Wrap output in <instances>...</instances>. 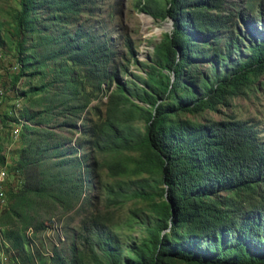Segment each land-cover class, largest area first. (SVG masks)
<instances>
[{
    "label": "trees",
    "instance_id": "1",
    "mask_svg": "<svg viewBox=\"0 0 264 264\" xmlns=\"http://www.w3.org/2000/svg\"><path fill=\"white\" fill-rule=\"evenodd\" d=\"M18 4L10 89L29 104L6 168L17 183L0 211L11 263L264 264L260 129L233 115L185 116L229 106L264 74V0H138L171 21L149 61L133 60L143 74L81 20L96 0ZM38 75L39 84L16 86ZM104 95V114L91 117ZM98 168L110 181L98 182L96 204L88 191Z\"/></svg>",
    "mask_w": 264,
    "mask_h": 264
},
{
    "label": "rangeland",
    "instance_id": "2",
    "mask_svg": "<svg viewBox=\"0 0 264 264\" xmlns=\"http://www.w3.org/2000/svg\"><path fill=\"white\" fill-rule=\"evenodd\" d=\"M138 0H96V7L93 14H84L81 20L86 25L93 27L99 32H105L116 48L118 49V58L127 56L130 58L128 72L141 73L136 62H147L151 58L153 46L162 37L163 33L171 29V21H159L141 11L136 3ZM143 1V0H141ZM248 0H239L240 4L247 3ZM256 1V0H254ZM18 0H0V146L6 157L7 166H0L5 169V176L0 180V191L3 193L4 200L0 202V211L7 202L8 193L15 187L17 177L10 175L8 165L15 159L17 152L22 147L23 137V118L19 116L22 108L29 104V100L19 97L11 90V79L18 71V65L15 59L16 44L18 41L14 28L13 14L18 8ZM132 46V55L128 53L126 44ZM124 63L128 64L126 59ZM130 73L124 74L131 77ZM49 76L47 77V79ZM42 81L38 76H23L17 82L19 89H25L29 84H39ZM32 98V97H31ZM107 96H102L91 102V117L96 118L95 113L104 114ZM233 115L238 119H251L261 131L264 139V74L241 95L230 99L229 106L220 107L217 111H205L198 115L185 114L188 118L205 121L207 119H220ZM13 118L18 120L15 121ZM26 124H29L26 122ZM61 134L67 138L75 139L78 135L74 131L64 130ZM104 180L110 181L105 168H98L92 178L95 187L89 189L88 193L94 203L103 200L99 192L98 182ZM62 221L67 217L56 216ZM57 219V218H56ZM77 224V219L71 223V226ZM50 236L54 235L53 229L46 230ZM140 233L136 230L134 234ZM49 239V238H48ZM50 240V239H49ZM68 242V241H67ZM0 264H12L6 249L0 248Z\"/></svg>",
    "mask_w": 264,
    "mask_h": 264
},
{
    "label": "built area",
    "instance_id": "3",
    "mask_svg": "<svg viewBox=\"0 0 264 264\" xmlns=\"http://www.w3.org/2000/svg\"><path fill=\"white\" fill-rule=\"evenodd\" d=\"M5 176V171L4 170H1L0 171V180H2ZM4 198H3V193L0 191V202L3 201Z\"/></svg>",
    "mask_w": 264,
    "mask_h": 264
}]
</instances>
